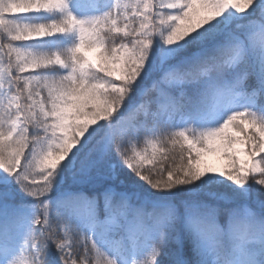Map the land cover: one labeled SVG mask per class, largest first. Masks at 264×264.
<instances>
[{
	"label": "snow or ice",
	"instance_id": "obj_1",
	"mask_svg": "<svg viewBox=\"0 0 264 264\" xmlns=\"http://www.w3.org/2000/svg\"><path fill=\"white\" fill-rule=\"evenodd\" d=\"M0 264H264V0H0Z\"/></svg>",
	"mask_w": 264,
	"mask_h": 264
},
{
	"label": "trees",
	"instance_id": "obj_2",
	"mask_svg": "<svg viewBox=\"0 0 264 264\" xmlns=\"http://www.w3.org/2000/svg\"><path fill=\"white\" fill-rule=\"evenodd\" d=\"M49 43H50V46L48 47ZM49 43H47V44H37V47L51 49V48H56V47H61L62 46V42H49ZM141 146H143V140L141 142ZM157 146H159V145H157Z\"/></svg>",
	"mask_w": 264,
	"mask_h": 264
},
{
	"label": "rangeland",
	"instance_id": "obj_3",
	"mask_svg": "<svg viewBox=\"0 0 264 264\" xmlns=\"http://www.w3.org/2000/svg\"><path fill=\"white\" fill-rule=\"evenodd\" d=\"M50 46V43L48 44V47ZM91 57L93 58V59H95V54L93 53V54H91Z\"/></svg>",
	"mask_w": 264,
	"mask_h": 264
}]
</instances>
